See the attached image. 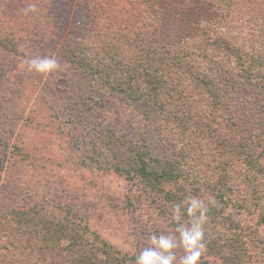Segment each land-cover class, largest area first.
<instances>
[{
    "label": "trees",
    "instance_id": "obj_1",
    "mask_svg": "<svg viewBox=\"0 0 264 264\" xmlns=\"http://www.w3.org/2000/svg\"><path fill=\"white\" fill-rule=\"evenodd\" d=\"M38 1L45 44L75 67L93 108L111 98L141 120L135 138L109 120L83 130L74 140L90 151V164L131 185L127 202L151 199L174 229V204L213 197L206 257L249 264L253 251L264 255V20L247 34L230 25L232 33L207 0H147L143 9V0H132L121 15L133 23L102 9L94 12L105 18L100 25L83 18L80 0ZM78 115L69 116L72 126ZM189 220L182 208L179 223ZM137 256L69 214L0 211V264H135Z\"/></svg>",
    "mask_w": 264,
    "mask_h": 264
},
{
    "label": "rangeland",
    "instance_id": "obj_2",
    "mask_svg": "<svg viewBox=\"0 0 264 264\" xmlns=\"http://www.w3.org/2000/svg\"><path fill=\"white\" fill-rule=\"evenodd\" d=\"M146 1L141 9L150 5ZM207 1L219 12L217 24L232 33L230 25L237 24L247 34L264 20V0ZM30 2L37 4V10L25 15L23 9ZM77 3L89 24L98 22L94 12L102 9L116 15L121 24L134 22L121 15L133 10L132 0ZM44 27L45 7L38 0H0V211L35 206L50 215L69 214L121 252L139 255L150 246L151 235L174 232L171 216L161 213L148 197L135 195L133 203L127 202V196L135 194L131 185L91 165L90 151L78 149L74 139L108 120L135 138L141 131L140 117L124 102L111 98L104 102L101 97L93 108L86 83L79 85L83 78L78 71L45 44ZM36 56H55L59 69L47 75L29 73L23 61ZM74 114L79 115L72 126L69 116ZM260 227L264 238V227ZM173 251L178 264L183 249ZM253 255L249 264H264V255L255 251ZM198 264L220 263L202 255Z\"/></svg>",
    "mask_w": 264,
    "mask_h": 264
},
{
    "label": "clouds",
    "instance_id": "obj_3",
    "mask_svg": "<svg viewBox=\"0 0 264 264\" xmlns=\"http://www.w3.org/2000/svg\"><path fill=\"white\" fill-rule=\"evenodd\" d=\"M37 4L30 2L23 9L25 15L36 12ZM22 67L29 73L50 74L59 69L60 65L55 56H36L25 59ZM213 197L202 198L188 195L180 203L172 206V219L177 223L174 232L169 234H153L149 237V247L144 248L136 257L135 264H174L177 261L175 249L182 248L183 255L179 257L178 264H198L207 250L205 243L204 225L208 221L209 205L215 206ZM182 208L186 210L190 220L187 224L179 223ZM176 233L179 235L177 236Z\"/></svg>",
    "mask_w": 264,
    "mask_h": 264
}]
</instances>
